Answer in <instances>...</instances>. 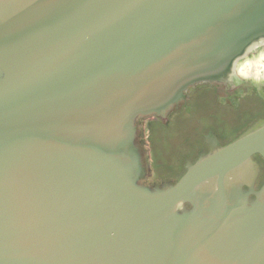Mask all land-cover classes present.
Masks as SVG:
<instances>
[{
	"label": "water",
	"instance_id": "95a60500",
	"mask_svg": "<svg viewBox=\"0 0 264 264\" xmlns=\"http://www.w3.org/2000/svg\"><path fill=\"white\" fill-rule=\"evenodd\" d=\"M263 78L264 0H0V264H264V124L162 189L137 145L189 87Z\"/></svg>",
	"mask_w": 264,
	"mask_h": 264
},
{
	"label": "flooded vegetation",
	"instance_id": "af4514ba",
	"mask_svg": "<svg viewBox=\"0 0 264 264\" xmlns=\"http://www.w3.org/2000/svg\"><path fill=\"white\" fill-rule=\"evenodd\" d=\"M264 124V78L235 87L199 84L165 119L137 122V145L147 172L142 185L166 188L212 151L224 148ZM243 191L258 193L264 186V157L253 154L243 165ZM255 199L249 196V201Z\"/></svg>",
	"mask_w": 264,
	"mask_h": 264
}]
</instances>
